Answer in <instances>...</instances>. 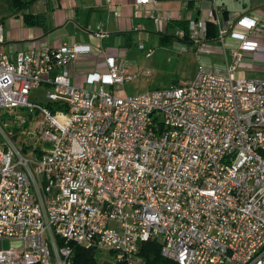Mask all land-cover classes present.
Returning <instances> with one entry per match:
<instances>
[{"label":"built area","instance_id":"built-area-1","mask_svg":"<svg viewBox=\"0 0 264 264\" xmlns=\"http://www.w3.org/2000/svg\"><path fill=\"white\" fill-rule=\"evenodd\" d=\"M207 1L212 8L187 21V36L198 58L209 55L204 37L213 24L222 49L227 36L239 41L230 62L224 56L223 67L134 95L122 87L138 74L113 57L105 73L85 76L88 88L71 85L69 66L90 45L9 58L0 26V110L42 117L29 153L17 143L29 134L23 115L10 125L0 117V264H69L70 244L109 250L113 261L105 264H145L147 241L173 264H264V80L234 76L238 50L264 62V39L256 38L264 30ZM150 17L163 27L172 19ZM95 35H104L98 26ZM41 85L47 102H29ZM3 240L21 241L22 250H2Z\"/></svg>","mask_w":264,"mask_h":264},{"label":"crops","instance_id":"crops-1","mask_svg":"<svg viewBox=\"0 0 264 264\" xmlns=\"http://www.w3.org/2000/svg\"><path fill=\"white\" fill-rule=\"evenodd\" d=\"M216 4L223 8L226 15L248 17L257 21L258 28L264 30V1L253 5L244 3L242 9L231 8L224 0H220V2L216 0ZM19 7L17 6L16 10L11 12L12 8L9 6L13 16L9 15L7 18L0 19L3 36L2 52L13 59L18 51H27L30 48L38 50L45 47L58 48L63 44L90 45V54L74 61L69 66L71 85L88 88L85 76L92 72L105 73L107 57H113L117 65L122 68L128 60L131 70H138L145 65L147 67L151 65L155 70H158L162 64V44L158 39L160 48L154 52L150 48L155 47L156 44L153 42L150 32L154 28L153 26L157 28L159 38L162 37V34L168 35L173 32L176 34L177 30L181 28L172 24L187 22L189 19L195 20L197 17L205 15L212 8V3L207 0H193L190 7L186 0H156L155 3L146 5L138 4L137 0H37L26 10H17ZM25 13L38 18L41 23L27 26L23 22ZM155 13L171 14L172 19L168 20L164 27L162 24L156 25L150 17ZM97 26L103 31V37H96ZM207 29L208 27H206V32ZM216 37L217 35L207 38L205 35V40L209 41L211 45L214 42L216 46H213L209 55L199 56V58L195 52L196 45L189 38L185 42L180 41L178 37L177 40L187 47L186 51L189 48L193 51L196 60L204 61L201 62L203 64L199 69L215 65L223 67L224 56L230 62V52L233 49H238L239 41L227 36L222 49V46L215 41ZM256 38L264 39L259 30H257ZM150 41L153 42L152 46H150ZM140 44L143 46L147 44V49L152 52L148 58L141 57L142 63L138 57L141 56L140 53L144 55V52L139 48L135 49V46ZM138 52H140L139 55ZM238 52L242 54V60L234 76L247 80H264V62L254 61L252 53L240 50ZM133 85L136 89L132 86L129 88L135 89V94L153 90L150 80L145 78L133 82Z\"/></svg>","mask_w":264,"mask_h":264},{"label":"rangeland","instance_id":"rangeland-1","mask_svg":"<svg viewBox=\"0 0 264 264\" xmlns=\"http://www.w3.org/2000/svg\"><path fill=\"white\" fill-rule=\"evenodd\" d=\"M220 2V0H217ZM261 1L264 0H224V2L229 5L231 8H237L242 9L244 6V3L246 4H260ZM9 0H0V19L1 18H7V16H13V13L16 10V6L12 7V11L10 12L9 9ZM154 28L151 29V34L153 37V42L156 43L155 47H150L153 49V52L158 50L160 48L158 41L160 40L159 34L157 32V28L153 26ZM164 35V34H162ZM171 36L167 43H162V64L159 67L158 70H155L151 65L148 67L145 65L143 68H139L138 70H131L129 68L130 65L128 64V60H126V65L123 66V69L126 70L129 74L136 75L138 74L137 78H135L133 81L126 83L123 85L122 89L126 91L128 95H134L136 92V88L133 85V82L139 80V79H148L151 82V89H165L170 88L176 85H179L185 81L193 79L195 76L197 70L200 66H202L201 62L204 61H198L196 60V57L193 55V51L189 48L186 52H179L177 46L180 45V42H178L177 37L175 33L168 34L167 36ZM159 39V40H158ZM152 41H150L152 46ZM215 47L216 44L212 42V47ZM144 47L147 49V44H144ZM138 46H135V49H137ZM140 52H138L139 55ZM141 56L138 57L140 62L142 63L143 60H141V57L143 53H140ZM144 59V57H143ZM202 60V59H201ZM130 62V61H129ZM215 63V62H213ZM212 63V64H213ZM142 67V65H139ZM209 66V65H208ZM150 71L151 75L147 76L145 75L146 71ZM132 86L131 88H129ZM48 90V88L45 85H41L39 88L34 89L31 91V94L29 95V102H36V103H43L45 104L47 100L45 99V92ZM14 113L18 115V117L14 116ZM20 115H23V118L26 123V130H28V135H20V137L17 139V143L23 147L24 151L29 153L32 148H35L39 144V140L37 136L34 134L35 128L38 125V123L41 120V115L36 114L34 117H28L26 110L24 109H17L14 112H7L4 110H0V117L3 116L4 119H6V123L10 125L13 121L12 117L19 118ZM22 242L19 240H3L1 244L2 250H14V251H21L22 250ZM95 261L98 264H105V262H112L113 261V255L109 250H97L94 253Z\"/></svg>","mask_w":264,"mask_h":264},{"label":"trees","instance_id":"trees-1","mask_svg":"<svg viewBox=\"0 0 264 264\" xmlns=\"http://www.w3.org/2000/svg\"><path fill=\"white\" fill-rule=\"evenodd\" d=\"M37 0H11L10 1V7L12 8L13 6H20L17 10H26L28 9L34 2ZM187 5L191 7L193 0H186ZM23 22L27 26H34V25H39L41 22L38 21V18H34L33 15L29 13H25L23 15ZM173 26L179 27L184 31V37L180 39V41L185 42L187 41V25L188 22L182 21V22H177L172 24ZM207 32H206V37H214L217 35V30L215 26L212 24H207ZM160 41L161 44L167 43L168 40L170 41L171 36L167 35H161ZM172 38V37H171ZM171 42V41H170ZM72 248V255L70 257V262L69 264H98L95 261L94 257V251L93 250H87L84 249L83 247L77 246L70 244ZM140 256L144 259L145 264H173L170 263L166 260H164L160 256V248L157 245V243L153 241H147L141 245L140 248Z\"/></svg>","mask_w":264,"mask_h":264}]
</instances>
